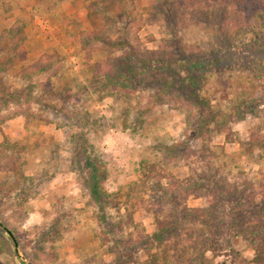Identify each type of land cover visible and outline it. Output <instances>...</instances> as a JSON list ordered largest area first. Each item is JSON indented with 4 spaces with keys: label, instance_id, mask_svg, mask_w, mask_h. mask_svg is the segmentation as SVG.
Here are the masks:
<instances>
[{
    "label": "rangeland",
    "instance_id": "rangeland-1",
    "mask_svg": "<svg viewBox=\"0 0 264 264\" xmlns=\"http://www.w3.org/2000/svg\"><path fill=\"white\" fill-rule=\"evenodd\" d=\"M124 1L130 15L120 3L111 9L110 0H0V222L16 239L0 227V264H264L263 240L235 234L231 225L243 214L233 215L226 203L213 212L205 195L187 197L182 189L159 212L173 222L161 234L149 209L162 200L164 187L184 186L207 164L215 178L251 180L261 202L264 150L252 154L241 141L264 132V32L258 39L245 35L228 51L224 40L214 46L210 26L197 24L193 13L161 8L164 0ZM94 3L97 22L89 15ZM145 19L161 20L150 25ZM160 21L208 53L219 49L220 90L201 94L218 113L210 153L183 146L168 152L166 146L188 139L186 111L164 102L143 114L150 93L145 83L127 100L109 93L105 77L93 75L92 63L105 55L104 40L128 35L138 42L140 26V40L154 49L157 42L149 37L166 33ZM86 30L98 38L92 58L83 44ZM30 83L60 95L45 94L31 106L5 102V92ZM186 142L195 150L203 145L198 137ZM12 154L26 178L9 166ZM208 186L214 185L205 182L202 191ZM185 207L206 208L207 215Z\"/></svg>",
    "mask_w": 264,
    "mask_h": 264
},
{
    "label": "trees",
    "instance_id": "trees-1",
    "mask_svg": "<svg viewBox=\"0 0 264 264\" xmlns=\"http://www.w3.org/2000/svg\"><path fill=\"white\" fill-rule=\"evenodd\" d=\"M123 1L110 0V8L115 10L120 3L123 12L130 15L131 9ZM165 4L168 8L173 7L177 11L193 13V20L197 24L205 21L203 26H210L212 40L216 48H219L220 41L224 40L228 45L227 50L231 51V47L236 44V41L245 35L250 33L252 39H258L264 32V0H164L160 7L164 8ZM97 6L98 3H94L89 7L92 22H97L99 15ZM159 11L162 9L157 8V12ZM157 12L155 11L154 14ZM106 13L107 17L112 19V13L109 11ZM159 20L161 19H151L150 21L145 19L143 23L151 25L158 23ZM159 24L164 29L166 27V33H162L159 37L155 35L149 37L151 42H157V47L154 49L146 47L145 42L140 40L137 33L138 30H141L140 26L135 29L138 42L127 39L128 35L126 39L104 40L102 49L105 55L95 59L92 63L93 75L105 77L107 79L105 87L109 89V93L123 96L127 100L138 97L137 93L141 90L140 86L145 83L146 87H149L150 93L146 103L147 108L143 109L140 106V112L143 114H146L144 113L146 111L147 113L153 111L164 102L173 103L186 111L188 139L166 146L168 152H175L183 146L182 149L185 152L202 153L203 155L204 152L210 153L212 151L208 144L211 138L210 127L215 122L218 113L211 109L201 94L203 90H206L208 95H213L214 92L217 94L220 90L218 82L221 71L216 67L221 61L217 54L219 49H214L208 53L199 44L185 42L183 36L179 34L181 29L174 24L167 25L166 23L164 25L161 21ZM83 36L86 37L83 44L88 48V57L92 58L95 50L99 48L97 45L95 46L98 38L92 30L83 31ZM133 59H136L137 62L132 63ZM42 72L44 71L37 70L35 74ZM30 74L26 77H29ZM32 83L20 92H5V102L12 100L18 105L31 106L42 103L45 94L51 97L60 95L55 89H32ZM210 89L215 91L211 94L209 93ZM221 128L219 127V129ZM192 137H198L202 140L203 145L197 150L187 147L186 141ZM241 144L252 154L255 148L264 150V132L252 131L249 139L245 142L241 141ZM175 154H172L171 160L177 158ZM9 157L11 160L9 166L15 175L18 178H26L21 169V164L16 160L18 157L13 154ZM206 166L207 170L199 173L192 180L186 181L184 186L170 183L168 187H164L165 195L161 197L162 200H158L153 207H149L157 214L160 234L172 228L171 225L173 224L171 220H161L158 217L160 210L173 205L172 197L180 195L183 189L188 190V193L185 194L187 197L205 195L209 201L208 207L214 208L213 212L217 210L219 204L224 205L226 203L234 209L233 215L243 214L238 220L233 219L235 220L233 221L234 225L231 226H233L235 234L242 235L252 243L263 240L259 248L264 249V196L258 203L254 184L251 180L243 178L241 181L231 182L223 176L215 178L210 164ZM216 170L219 171L218 168ZM217 171L216 173H218ZM262 175L264 176V173ZM209 181L214 186H208L205 191H202L205 182ZM158 184L160 186V183ZM215 186L222 188L218 189ZM185 210L200 216L207 215L206 208L191 210L185 207ZM224 212H228V207L224 209ZM0 227L16 242L14 233L5 223L0 222ZM160 234L159 238H161Z\"/></svg>",
    "mask_w": 264,
    "mask_h": 264
}]
</instances>
